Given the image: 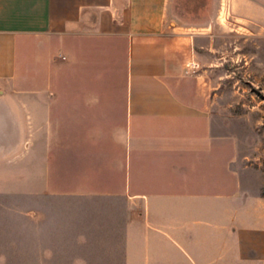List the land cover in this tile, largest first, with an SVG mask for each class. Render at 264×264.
<instances>
[{"label": "crops", "instance_id": "crops-1", "mask_svg": "<svg viewBox=\"0 0 264 264\" xmlns=\"http://www.w3.org/2000/svg\"><path fill=\"white\" fill-rule=\"evenodd\" d=\"M238 35L264 53V0H0V186H63L113 264H264L218 96Z\"/></svg>", "mask_w": 264, "mask_h": 264}, {"label": "rangeland", "instance_id": "rangeland-1", "mask_svg": "<svg viewBox=\"0 0 264 264\" xmlns=\"http://www.w3.org/2000/svg\"><path fill=\"white\" fill-rule=\"evenodd\" d=\"M257 45L239 35L220 42L218 96L228 101L246 185L264 195V53L256 56ZM8 175L0 186V264H113L123 257L96 239L86 242L79 203L66 202L63 186L33 193L25 185L22 193Z\"/></svg>", "mask_w": 264, "mask_h": 264}]
</instances>
